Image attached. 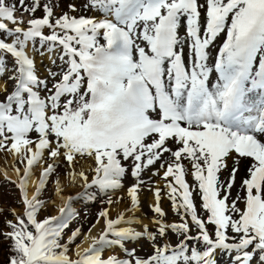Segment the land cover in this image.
<instances>
[{
  "label": "snow or ice",
  "instance_id": "6c2138e0",
  "mask_svg": "<svg viewBox=\"0 0 264 264\" xmlns=\"http://www.w3.org/2000/svg\"><path fill=\"white\" fill-rule=\"evenodd\" d=\"M57 7L58 0H0V80L7 75L0 83V152L24 164L22 176L15 169L24 212L13 210L15 222L6 221L7 264H218V250L234 253V264H264V0H85L93 16L74 15L75 3L57 16ZM18 9L32 17L26 26ZM37 51L53 66L46 78L30 55ZM8 80L15 81L11 92ZM60 163L89 200L95 197L88 189L108 198L96 221L103 220L102 232L74 254L81 229L64 240L78 215L72 198L60 215L38 218L46 207L40 196ZM40 165L46 167L29 198L28 181ZM146 172L163 173V189L146 188L155 200V231L132 227L140 222ZM129 175L135 182L128 207L112 217V205L123 200L112 197ZM164 190L179 222L166 220ZM141 239L152 250L146 257L127 247ZM106 249L113 254L104 257Z\"/></svg>",
  "mask_w": 264,
  "mask_h": 264
},
{
  "label": "rangeland",
  "instance_id": "374dc122",
  "mask_svg": "<svg viewBox=\"0 0 264 264\" xmlns=\"http://www.w3.org/2000/svg\"><path fill=\"white\" fill-rule=\"evenodd\" d=\"M12 2V3H16L17 0H8V2ZM41 2L43 3L44 0H41ZM27 3L30 5L31 0H27ZM58 3L60 4V7H57L55 9V13L57 16L61 15L62 12L68 11V4L69 3H75L76 6L80 9L78 12L74 13V15L76 16H93L95 15V13L91 12V11H86L83 8V4L85 3V0H58ZM16 16L18 19H23L24 24L21 26H26L27 22L29 19H31L32 17L25 12L20 11L19 9L16 12ZM43 16V12L42 11H37L35 13V17H42ZM9 28H12L13 25L11 23L8 24ZM223 37L218 38V40L216 41V47L211 49L212 52V60L210 61V63H212L214 61L215 55L218 51V47L220 46V44L222 43ZM39 47V44L37 42V48ZM31 55H34L35 57V64H36V68L38 70V75L41 78H46L47 77V69L49 67H53L48 59V57L45 56H41L40 52L37 51L35 53H31ZM54 58H55V54H54ZM59 63V60L57 59V64ZM8 64L10 67H14V62H11L8 59ZM53 70H56L55 68H53ZM11 73H9L8 75H10ZM57 79H59V77H57ZM2 80H7V75H5ZM0 80V81H2ZM51 79H49V87H51ZM14 84L15 81L12 80H8L7 81V88H8V92H11L14 88ZM43 94V93H42ZM3 94H0V100H2ZM33 138H35V134H33ZM7 153L6 152H0V159L5 158V155ZM14 166L15 168H19V169H24V164H21L19 162V160H15L14 161ZM43 167H46V165H42ZM38 168V167H35ZM58 173V175H57ZM57 173H53L47 181V184L45 186L44 191L42 192L40 199L44 202H46V207L42 208L40 213L38 214V218L43 220L45 217L48 216H53V210L56 208L53 205V202H55V187L57 186V180H59V184H63L64 186V192H71L70 195L68 194V197L72 198V209L74 212L78 213V215H76V217L74 219L71 220V222L69 223L68 228H66L64 230V240L66 241L68 236L71 235L72 231L75 230L78 226V224H83L85 222H88L89 226L91 224H93L95 221H93L96 217V215L94 214L97 211V206L98 205H91L90 207L87 208H83L82 210V204L83 203H87L90 202V200L88 199L87 196L84 195L85 189L82 186V183L80 184H76L73 188L72 187L71 182H70V177H68L67 175V169H66V165L64 163H60L58 168H57ZM162 172L160 174V176H152L151 173L146 172L143 176V179L145 181H147L148 183L144 186L145 190H142L140 192V200H141V205L139 208V211L141 212V216H140V220L142 221L141 225L140 224H134L133 227H135L137 230H142L143 225L147 224L150 228V230L155 231V225L151 223L153 217H154V213L151 211L150 205L155 203L154 197L152 192L147 191L146 188L148 187H156L159 186L160 188L163 189L164 187V181L162 179ZM228 173H224L222 175V179H227ZM245 176V172L243 171V167H241V171L237 174V181H236V185L234 186L233 190H232V196L235 197L237 190L239 189V185H240V181L241 179ZM187 182L190 185H194V180L191 176H188L187 178ZM69 180V181H68ZM67 181V182H66ZM7 182H13L10 180H0V209H2V211H0V264H2L6 258L7 255V251H8V244L9 241L8 239L5 238V233L9 232V228L6 224V221H12L15 222V216L13 215V210H15L16 215H22L24 212V205L21 202V193L20 191H15L14 189H10V187L8 186ZM134 179L129 175L128 177H126V179L124 180V189L123 190H119L112 198L114 200L123 197V200L120 202L122 203L123 207L127 208L128 207V197H127V188L130 187L133 183H134ZM14 183V182H13ZM90 194L94 195V197H101L102 201L99 205V209L100 212L105 209L108 208L109 205L107 204V197L103 196L102 194H99L95 189H88L87 190ZM242 194V193H241ZM161 195L163 197V199L161 200L160 204L161 207L163 208V210L167 213V217L166 220L168 222H179V217L176 216L171 208V202L168 200L167 195H166V190L161 192ZM151 196V197H150ZM151 198V200L149 201V199ZM193 199L194 202L196 204V208H197V213L201 218L206 219L207 217V213L203 210V208L201 207L202 201L200 199V196L198 193L194 192L193 195ZM115 206L112 205V207ZM241 208L244 207L243 204L239 205ZM90 208V209H88ZM124 208V209H125ZM82 210V211H81ZM82 218V220H80ZM102 220V219H101ZM103 221V220H102ZM92 226V225H91ZM91 226L88 228L87 231L83 232L81 231V235L79 237H77V239L75 240L74 244L71 245L70 247L72 248L73 252L70 254H74L75 251V247L76 245H79L82 242L83 239V235L85 233H87L89 231V229L91 228ZM191 227V224H190ZM207 228L210 232L214 231V226L213 225H207ZM231 235V233H229ZM191 235L195 236L197 235V231L196 229L193 227V230L191 232ZM178 237H176L175 235H172L171 233H169V240L170 243L175 245L179 242ZM162 243V241H160ZM190 245L193 244L192 241L188 242ZM127 247L129 249L135 248L136 250V255L140 256V257H146L148 255L151 254V247L149 245V242H147L146 240H139L138 242H129L127 244ZM107 253V250H105L102 255L105 257ZM115 254H117L118 256L122 257V258H126L124 257V253L118 249L117 252H115ZM234 256L235 254H228L225 252H220L218 250L217 254H216V259L218 264H234Z\"/></svg>",
  "mask_w": 264,
  "mask_h": 264
},
{
  "label": "bare ground",
  "instance_id": "6f19581e",
  "mask_svg": "<svg viewBox=\"0 0 264 264\" xmlns=\"http://www.w3.org/2000/svg\"><path fill=\"white\" fill-rule=\"evenodd\" d=\"M30 55H31V53H30ZM0 83H2V81H0ZM15 160L16 159H14V157L11 154H8V153L5 155V158L0 159V180H10V181H13L16 185H18L20 176L23 175V170L24 169H20V176H18L16 171H15L16 168L14 166V161ZM37 167L38 168H34L33 169V174H32L31 178L28 181V195H29V198H31L32 195L35 193V191H36V189L38 187V184H39V178H40L41 172L43 171V168H44L42 165L37 166ZM77 183L80 184L81 182L78 181ZM77 183H75V184L71 183L70 185H72V187H70V188L76 187ZM74 185H76V186H74ZM58 186L62 189V191H61V193L59 195H57L56 191H55V199H54L55 202H53V205L56 208L53 210V216L60 215L59 208L60 207H64L68 203V198L69 197L67 195L68 194L70 195V193H71L69 191L68 192H64L63 184L57 185L55 187V189H57ZM150 200H151V198L149 199V201ZM124 208L125 207H123L122 203L115 204V206H113L111 208V212H110L111 216L112 217H116V215L119 212L124 211ZM127 215L131 216V213H128ZM135 216L137 218H139V221H140L139 224L141 225V223H142V221L140 220L141 212L139 211V209L136 211ZM96 221L93 224H96ZM103 227H104V222L102 220L100 221L99 224H96L95 228H92V226H91V229H92L91 233H89V231L87 233H85L83 235L82 242L79 244L81 246V250H83L84 248H87L90 245L92 237H98L100 235V233L103 230ZM132 227H133V225H132ZM86 236H87V238H86ZM106 250H107V253H106L105 257H107L108 255L113 254V250H109V249H106ZM117 251H118V249H115V252H117Z\"/></svg>",
  "mask_w": 264,
  "mask_h": 264
},
{
  "label": "trees",
  "instance_id": "16d2710c",
  "mask_svg": "<svg viewBox=\"0 0 264 264\" xmlns=\"http://www.w3.org/2000/svg\"><path fill=\"white\" fill-rule=\"evenodd\" d=\"M10 4H12V2L10 1L9 2ZM8 186L10 187V189H14L15 191H17V187L14 185V184H12V183H8ZM95 201V205H98L97 206V211L94 213L96 216H98V213L100 212V210L102 209H100V210H98L99 209V205L100 204H102L101 203V200H94ZM88 206L87 205H83V207H82V210H83V208H87ZM91 208V207H90ZM90 208H88V209H90ZM81 210V211H82ZM80 220H82V218L80 219ZM78 226L80 227V229L83 231V230H86L88 227H89V224H88V222H85V223H83V224H78ZM9 230L11 231V229L9 228ZM9 240V244H8V251H7V255H6V258H5V260H4V262L2 263V264H7V262H8V259H9V256L11 255V244H12V241L10 240V239H8Z\"/></svg>",
  "mask_w": 264,
  "mask_h": 264
}]
</instances>
